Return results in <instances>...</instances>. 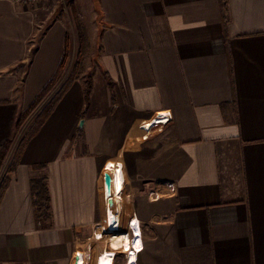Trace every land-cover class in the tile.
<instances>
[{
    "label": "crops",
    "instance_id": "crops-1",
    "mask_svg": "<svg viewBox=\"0 0 264 264\" xmlns=\"http://www.w3.org/2000/svg\"><path fill=\"white\" fill-rule=\"evenodd\" d=\"M94 2L89 100L76 80L8 173L3 145L57 72L66 28L33 43L35 9L0 0V264H84L90 248L100 264L97 236L128 208L141 238L134 251L111 240L109 264H264V0H228L226 26L220 0ZM158 112L172 119L151 128ZM41 176L50 220L34 206Z\"/></svg>",
    "mask_w": 264,
    "mask_h": 264
},
{
    "label": "rangeland",
    "instance_id": "rangeland-1",
    "mask_svg": "<svg viewBox=\"0 0 264 264\" xmlns=\"http://www.w3.org/2000/svg\"><path fill=\"white\" fill-rule=\"evenodd\" d=\"M28 5L31 8L35 9L38 20L42 22V25L36 28V39L33 43L37 44L48 27L52 23L59 21L66 28V36L68 37L70 51L68 62L65 68L62 70L60 79L57 81L55 87L44 97V99L38 104V106H36L34 109L29 110V115L27 118H23V122H19L20 117H18L17 122H19V125L17 123L11 143V150H14V156L16 155L15 153L17 152L18 144L22 139L27 137L38 115L43 111L44 107L51 102L56 92L68 79L70 73L73 72L74 65L76 62H78L79 51L82 45V43L80 44V41L82 42V39H84L85 42L88 43V50H86L85 52L83 51L79 58L82 61V69L79 71L80 79H83L85 81L88 76H93L92 74L98 66L101 53V48L98 40L101 21L94 0H40L37 3L30 2L28 3ZM31 53L32 52H30V56ZM69 66H71V68H69ZM13 162L14 158L11 164H13ZM125 226L129 227L126 223ZM104 231L105 233L102 234L103 238L106 240L111 234H114L107 223L106 225H104ZM115 239L117 242V237ZM97 244L95 250H92V252L93 254L97 256L99 254L100 256V254L103 252V249L100 251L101 247H99V245L97 247ZM83 258L85 262L84 264H87V253L83 254Z\"/></svg>",
    "mask_w": 264,
    "mask_h": 264
},
{
    "label": "trees",
    "instance_id": "trees-1",
    "mask_svg": "<svg viewBox=\"0 0 264 264\" xmlns=\"http://www.w3.org/2000/svg\"><path fill=\"white\" fill-rule=\"evenodd\" d=\"M220 6L222 11V17L224 21V25L226 26L227 23L230 21V17L228 15V0H220ZM81 48L79 51V58L82 54V52L88 50V43L85 42L84 39H82V42L80 41ZM83 47V48H82ZM84 49V50H83ZM69 42L68 37L66 36L65 41V53L62 62L60 63V66L58 67L57 72L51 79V81L47 84V86L44 88V90L40 93L36 101L33 103V105L26 110L24 114L20 116L19 122H23V118H27L29 115V110L34 109L42 100L44 97L50 93V91L55 87L57 81L60 79L62 70L65 68L68 59H69ZM78 58V62L75 63L73 72L70 73L68 76V79L62 84V86L59 88V90L56 92L54 97L52 98L51 102L46 105L43 109V111L38 115L34 125L32 126L30 132L28 133L27 137L22 139L20 143L18 144L17 152L15 153L14 162L11 164L8 168V173L13 172L15 165H17L20 156L22 154V151L26 145V143L30 140V138L33 136V134L40 128V126L45 122L47 117L53 112L58 102L62 99L64 94L67 92V90L72 86V84L80 79L79 71L82 69V61ZM85 98L86 101L89 100L92 88H93V79L92 76H88L85 80ZM111 85V81H110ZM18 122V125H19ZM12 140H9L6 142L3 147L4 151L1 155V161L3 162L5 159L6 151L11 147ZM1 162H0V168H1ZM10 177L8 175H4L0 181V202L4 196L5 191L8 188V185L10 183ZM32 194H33V201L34 206L36 209V213L38 217L44 218L46 220H50L52 218V208H51V196L49 191V184H48V178L47 176H41V177H34L32 179Z\"/></svg>",
    "mask_w": 264,
    "mask_h": 264
},
{
    "label": "bare ground",
    "instance_id": "bare-ground-1",
    "mask_svg": "<svg viewBox=\"0 0 264 264\" xmlns=\"http://www.w3.org/2000/svg\"><path fill=\"white\" fill-rule=\"evenodd\" d=\"M145 119H146V116H144L143 114L134 113L133 115H131L130 121L132 123H136V122H139V121L145 120ZM138 126L141 127L143 125H138ZM130 128L132 129L133 126H130ZM131 133H134V132L131 131ZM136 134H138V133H136ZM145 135L148 136L149 134H145ZM124 142H125V140H124ZM110 163H111L110 160H107L105 162V164H110ZM114 164L116 165V167H117V169L119 171V174H123V170H122L121 165L118 162H115ZM122 204L127 205V199H126V197H125L124 194H123V197H122ZM127 207H128V205H127ZM121 215H119L117 217V219L109 225L110 226V229L114 232V234H111L110 235L111 237L109 236L108 239L106 240V239L103 238V236L101 234H99L97 236V238L100 239L101 243L103 242L101 245L104 246V247L107 246L106 249L101 246L102 249H103V252H102L103 255H102V253L100 254V258H99L100 264H109L108 261L106 260V258H107L106 255H107V250L109 248V244H110V241L111 240H112V242L113 241H116L115 238L117 237V239H118L117 242H118L119 245L125 244V245L129 246L130 245V242H131V239H132V246L133 247L131 249H133V251H134L135 250L134 244L136 245V233H137V237L138 238H141L140 237V231H141V229H140V225H139V220L136 218V216H133L132 215V212H131L130 208H128V210L126 211L125 214H121ZM125 223L129 227H126L125 226ZM130 232H131L132 235L130 234ZM130 236H131V238H130ZM110 238H112V239H110ZM121 248L124 251L128 252V250H127L126 247H121ZM130 252H132V251H130ZM87 254H90L91 255V248L87 250ZM78 257L80 259V255Z\"/></svg>",
    "mask_w": 264,
    "mask_h": 264
},
{
    "label": "built area",
    "instance_id": "built-area-1",
    "mask_svg": "<svg viewBox=\"0 0 264 264\" xmlns=\"http://www.w3.org/2000/svg\"><path fill=\"white\" fill-rule=\"evenodd\" d=\"M18 2H21V3H30V2H39L40 0H17ZM154 119H153V122H152V127H155V126H159V125H165L167 124L171 119H172V114L170 112H158L156 113L154 116ZM150 128V129H151ZM145 137V136H144ZM171 188L174 189V186L171 185ZM131 234V232H130ZM78 256H79V253H78ZM78 264H80L79 260H78Z\"/></svg>",
    "mask_w": 264,
    "mask_h": 264
},
{
    "label": "water",
    "instance_id": "water-1",
    "mask_svg": "<svg viewBox=\"0 0 264 264\" xmlns=\"http://www.w3.org/2000/svg\"><path fill=\"white\" fill-rule=\"evenodd\" d=\"M83 125H84V120L82 119V120L80 121V127H83ZM78 259H79V257L77 256V259H76L75 264H78Z\"/></svg>",
    "mask_w": 264,
    "mask_h": 264
}]
</instances>
